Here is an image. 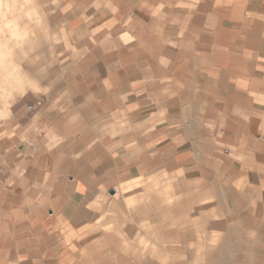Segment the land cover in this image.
<instances>
[{"label": "crops", "instance_id": "1", "mask_svg": "<svg viewBox=\"0 0 264 264\" xmlns=\"http://www.w3.org/2000/svg\"><path fill=\"white\" fill-rule=\"evenodd\" d=\"M54 1L64 44L71 47L67 59L79 62L83 84L76 90L62 87L59 101L13 106L12 124L46 126L59 117L66 140L93 142L95 162L44 168L45 176L34 187H54L53 171L70 170L75 188L90 189L104 184V174L114 178L142 170L132 158L154 157L155 170H161L167 156L207 155V173L215 181H239L253 199H264V0ZM22 67L28 73L38 70L31 61ZM17 68L13 59L5 63L0 58V75H16ZM68 147L66 156H88L84 144L76 151ZM121 156L127 163L123 169L117 161ZM28 168L0 170V190L30 187L19 184L28 180ZM212 190L223 204L225 193ZM237 196L241 204L248 201L244 193ZM237 196L232 195L235 204ZM186 201L161 202L159 208L181 213ZM179 221L188 224L189 219ZM167 235L170 242L183 243L178 252L187 255L173 264H264L258 239L241 238L235 245L227 233L216 250L200 242L199 256L185 246L192 239L189 230ZM163 249L177 251L173 245ZM114 258V264H128L127 256L116 253Z\"/></svg>", "mask_w": 264, "mask_h": 264}, {"label": "rangeland", "instance_id": "2", "mask_svg": "<svg viewBox=\"0 0 264 264\" xmlns=\"http://www.w3.org/2000/svg\"><path fill=\"white\" fill-rule=\"evenodd\" d=\"M56 4L50 0H0V58L5 63L13 59L18 65L16 75H0V170L18 167L22 171L28 166L24 174L28 180L19 184L30 185L0 190V264H114L116 253L127 256L128 264H141L138 258L173 264L186 260L187 255L178 252L184 244L170 242L172 236L167 234L183 230L192 234L185 246L199 256L203 251L200 242L205 240L216 250L227 233L235 245L241 238L258 239L264 249V199L261 195L253 199L239 181H215L207 173V155L167 156L168 165L161 170H155L154 157L132 158V164H141L142 170L133 168L114 178L104 174V184L90 189L75 188V174L70 170L53 171L54 187H34L45 176L44 168L67 165L70 169L95 162L93 142L66 140L68 134L59 117L46 126L12 124L13 106L59 101L64 96L62 87L76 90L83 84L79 62L67 59L71 47L64 44L65 30L58 27ZM28 61L37 64L38 70L26 72L22 63ZM82 144L88 156L65 155L69 152L66 147L76 151ZM124 159L117 157L121 169L127 164ZM22 175L18 173V177ZM213 187L225 193L223 204L212 194ZM243 193L248 200L245 204L237 196ZM232 195L237 196V204ZM176 200H187L189 205L181 213L160 210L161 202ZM143 205L146 210L133 211ZM186 216L188 224H181L180 217ZM168 245L177 251H163Z\"/></svg>", "mask_w": 264, "mask_h": 264}, {"label": "water", "instance_id": "3", "mask_svg": "<svg viewBox=\"0 0 264 264\" xmlns=\"http://www.w3.org/2000/svg\"><path fill=\"white\" fill-rule=\"evenodd\" d=\"M111 193H113V190H111Z\"/></svg>", "mask_w": 264, "mask_h": 264}]
</instances>
